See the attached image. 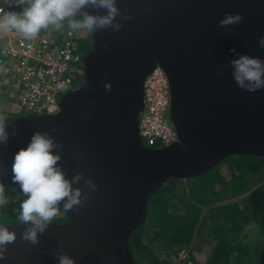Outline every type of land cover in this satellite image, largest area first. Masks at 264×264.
I'll use <instances>...</instances> for the list:
<instances>
[{
  "label": "water",
  "instance_id": "water-1",
  "mask_svg": "<svg viewBox=\"0 0 264 264\" xmlns=\"http://www.w3.org/2000/svg\"><path fill=\"white\" fill-rule=\"evenodd\" d=\"M117 6L120 31L90 32L83 83L60 96L56 113L8 122V142L0 144V177L12 174L15 154L39 131L63 145L58 166L66 179L82 173L97 187L78 211L65 212L68 221L51 222L37 245L20 239L27 226L0 225L17 233L0 264H57L56 251L75 264H112L113 257L115 264H139L129 238L161 184L202 174L230 155L264 156V88H240L230 64L240 55L264 60V0H117ZM125 11L131 20H123ZM226 13H241L240 25L219 28ZM157 66L168 79V120L177 139L151 148L140 139L139 115L144 80ZM72 187L84 196L91 191L84 179Z\"/></svg>",
  "mask_w": 264,
  "mask_h": 264
},
{
  "label": "trees",
  "instance_id": "trees-1",
  "mask_svg": "<svg viewBox=\"0 0 264 264\" xmlns=\"http://www.w3.org/2000/svg\"><path fill=\"white\" fill-rule=\"evenodd\" d=\"M1 5L22 11L5 0ZM76 34L83 61L92 48L90 32ZM4 41L0 30V47ZM8 79L9 73L0 74V114L6 116L5 124L27 116ZM74 83V88L83 83L82 74ZM0 186L4 188L0 225L22 224L18 215L26 197L19 184L9 174L0 177ZM60 213L62 219L56 223L69 220L64 211ZM263 248L264 156L255 155H230L197 176L167 179L149 196L145 220L129 238V249L139 264H258ZM180 251L186 254L177 261Z\"/></svg>",
  "mask_w": 264,
  "mask_h": 264
},
{
  "label": "clouds",
  "instance_id": "clouds-1",
  "mask_svg": "<svg viewBox=\"0 0 264 264\" xmlns=\"http://www.w3.org/2000/svg\"><path fill=\"white\" fill-rule=\"evenodd\" d=\"M5 3H14L16 7H21L22 11L19 13L5 11L0 7V30H14L28 40L37 37L41 30H47L49 27L60 31L65 27V23L73 32L94 33L107 29L118 32L123 27L122 23L117 22V17L122 15L117 0H5ZM100 10H103L104 14H100ZM131 19L132 14L125 11L123 20ZM242 20L241 13H226L218 21V27L224 29L229 25L238 26ZM259 44L264 47V37L260 38ZM229 51L236 50L231 48ZM230 64L233 69L232 75L240 88L248 92L264 88V60L240 55L230 61ZM104 87L111 92L112 86L109 82H105ZM5 120L6 116L0 114V144L6 145L9 133ZM17 131L18 129H13L12 135H16ZM62 148L63 145L47 132L37 131L31 137L28 146L20 149L14 156L12 180L13 183L19 184L21 192L26 197L20 203L18 215L19 221L27 226L20 233V239L32 245L39 244V236L59 215L61 202L64 212H76L91 199L92 192L97 187L92 179L84 178L82 173L74 175L71 181L66 179L65 173L58 166L61 159L59 150ZM54 149L57 151L54 152ZM81 179H84L85 186L91 190L86 196L80 188L72 187L73 183H79ZM3 192V186H0V196ZM16 239V231L0 227V259L5 258L8 245L14 243ZM63 246L61 241L59 247ZM53 255L57 264H75L73 258L65 252L56 251ZM115 260L113 257L112 264H115Z\"/></svg>",
  "mask_w": 264,
  "mask_h": 264
},
{
  "label": "built area",
  "instance_id": "built-area-1",
  "mask_svg": "<svg viewBox=\"0 0 264 264\" xmlns=\"http://www.w3.org/2000/svg\"><path fill=\"white\" fill-rule=\"evenodd\" d=\"M0 7L19 13L5 5ZM1 31L5 41L0 47V74L9 73L8 80L20 107L27 114L56 113L60 96L73 89L75 78L82 74L76 32L69 28L56 32L49 27L28 40L14 30ZM169 102L168 79L157 66L144 80L139 136L145 146L160 148L176 141L177 135L168 121Z\"/></svg>",
  "mask_w": 264,
  "mask_h": 264
},
{
  "label": "rangeland",
  "instance_id": "rangeland-1",
  "mask_svg": "<svg viewBox=\"0 0 264 264\" xmlns=\"http://www.w3.org/2000/svg\"><path fill=\"white\" fill-rule=\"evenodd\" d=\"M65 27H67V24H65ZM68 28V27H67ZM41 32H45V30H41ZM15 107H16V109H19L18 110V112H19V116L20 115H22L23 116V113H22V111H21V108L19 107V105L18 106H16L15 105ZM62 219V215H61V213H59V215H57L54 219H53V221L52 222H56V221H60ZM185 254H186V251H180L179 252V255H178V259H177V261L178 260H180V259H182V258H184L185 257ZM198 259L199 260H203V256H202V254H199L198 255Z\"/></svg>",
  "mask_w": 264,
  "mask_h": 264
},
{
  "label": "flooded vegetation",
  "instance_id": "flooded-vegetation-1",
  "mask_svg": "<svg viewBox=\"0 0 264 264\" xmlns=\"http://www.w3.org/2000/svg\"><path fill=\"white\" fill-rule=\"evenodd\" d=\"M78 82V81H77ZM76 83L73 84V86L75 85Z\"/></svg>",
  "mask_w": 264,
  "mask_h": 264
}]
</instances>
